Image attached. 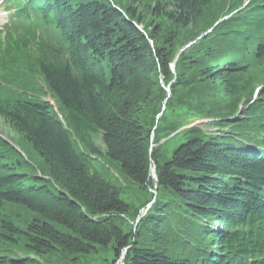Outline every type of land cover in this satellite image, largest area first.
Returning <instances> with one entry per match:
<instances>
[{
  "label": "trees",
  "instance_id": "1",
  "mask_svg": "<svg viewBox=\"0 0 264 264\" xmlns=\"http://www.w3.org/2000/svg\"><path fill=\"white\" fill-rule=\"evenodd\" d=\"M132 2L27 0L31 15L3 51L0 119L42 167L0 138V264L75 261L110 245L109 264L125 249L121 264H264V89L250 103L264 85V0ZM161 20L188 31L212 20L228 61L210 62L198 45L205 35L176 50ZM197 64L200 80L225 86L239 75L251 88L247 123L217 105L213 121L187 128L194 136L160 159L152 144L162 113ZM104 157L139 187L154 189V167L155 199L137 231L114 221L130 206L95 167ZM7 206L32 217L21 226Z\"/></svg>",
  "mask_w": 264,
  "mask_h": 264
},
{
  "label": "rangeland",
  "instance_id": "2",
  "mask_svg": "<svg viewBox=\"0 0 264 264\" xmlns=\"http://www.w3.org/2000/svg\"><path fill=\"white\" fill-rule=\"evenodd\" d=\"M141 1L142 5H153L158 0ZM114 2L123 9L133 4L132 0H114ZM238 10H240V8ZM142 17H144L143 14ZM150 21H148L147 23H150ZM211 21L208 20L206 25H204L205 27H203V29H201L200 31L177 30L165 20L157 21V23L162 27L163 36L172 33L177 35L176 50L180 49V47L184 45V40L188 39L190 35L195 34L196 37L198 35H205V40L198 39V45L202 47L205 42V45L201 49V51L203 53L212 55L210 58V62L216 64L222 63L223 61H228L224 59V56L227 53L224 51H220V48H218L217 43L214 40L215 38L213 39V37L209 33L213 25ZM221 48L224 49L222 46ZM201 57L204 58L203 62L206 61L204 54H202ZM203 62L200 63L203 64ZM200 65L197 64L193 68L190 76L186 80V84L183 87L179 88L178 90H174V95L169 99V102L168 104H166L165 109L162 113L164 115L168 110L170 111L165 115L164 119L166 121H164V123L162 121L160 123L161 125L159 124L156 130L157 142L155 145V149L159 152L160 159L170 157L172 151L177 145L183 143L193 135L187 130L189 123L199 118L201 119L200 121L202 122V124L213 121L214 118H209L207 114H209V109L217 114V105L222 108V115H224L225 117H230L231 119L238 118L237 121H239L238 124L240 125H244L247 123L246 119L248 118V114L246 113V106L248 104L246 102L250 95L251 88L247 91V88L243 87L239 75H232L231 77H229L227 79V82L225 83V86H214L209 81L200 80V76L198 73ZM258 87H262V89L257 92V96L264 89V85L257 86L255 87V89H257ZM47 100L57 108V110H55L57 111V113H61L51 97H48ZM158 107H162V103L161 105L159 104ZM144 117L143 119L147 121L151 120V115L149 114ZM202 124H200V126ZM148 129L150 130L151 127L149 126ZM203 129L209 132H215L214 129L209 127H204ZM151 137H153L152 130ZM0 138L4 139L15 148L16 146L19 147L30 157L32 161L35 162V164H37L40 168L42 167V162H40L36 154L33 153L32 149L28 145H26L21 138H19L18 134L14 132L12 128L7 127V125L3 123L2 119H0ZM95 167L101 172L104 178L112 180L117 185H119L121 198L130 206V211L128 214L114 217L115 223L119 225L120 228H122L124 231H137L138 225H141V220L148 213L151 204L153 203L151 202L152 200H150V192L153 189L148 187L149 184L145 187H139L131 185L126 180H123V178L116 173L117 171L114 164L110 163L105 157L102 160L96 161ZM152 186L154 187V185ZM6 210L14 216V218L16 219V223L21 226L26 224L32 217L31 214H29L22 208L7 206ZM215 226H217V224ZM143 243H150L149 238H146ZM19 252L21 253L20 249ZM112 253L113 250L110 245L107 248H99L95 253L86 256H79L75 261H72L71 259H59L54 256H48L46 258L51 260L54 264H109L108 260H112L113 258ZM115 264H121V262H116Z\"/></svg>",
  "mask_w": 264,
  "mask_h": 264
},
{
  "label": "water",
  "instance_id": "3",
  "mask_svg": "<svg viewBox=\"0 0 264 264\" xmlns=\"http://www.w3.org/2000/svg\"><path fill=\"white\" fill-rule=\"evenodd\" d=\"M171 67H172V69H173L174 64H172ZM165 89H166V91L169 93V88L167 87V88H165ZM153 170H154V167H153ZM153 180L155 181L154 189L152 190V193L154 194V196H153V199H152L151 202H153L154 199H155V188H156V186H157V183H156V176H155V171H154V175H153ZM125 252H126V249L123 251V253H122L121 257H120V260H119L118 262H120V261L122 260V258H123L124 255H125Z\"/></svg>",
  "mask_w": 264,
  "mask_h": 264
},
{
  "label": "bare ground",
  "instance_id": "4",
  "mask_svg": "<svg viewBox=\"0 0 264 264\" xmlns=\"http://www.w3.org/2000/svg\"><path fill=\"white\" fill-rule=\"evenodd\" d=\"M154 137V136H153ZM153 139L152 138V143H153ZM152 146L154 147L155 146V143L152 144ZM153 175H154V170H153V167L151 168V171H150V178L153 180Z\"/></svg>",
  "mask_w": 264,
  "mask_h": 264
}]
</instances>
